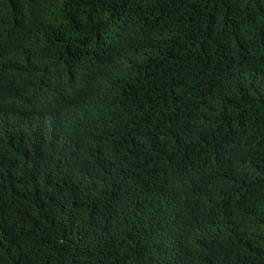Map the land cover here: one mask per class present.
<instances>
[{
    "label": "trees",
    "instance_id": "1",
    "mask_svg": "<svg viewBox=\"0 0 264 264\" xmlns=\"http://www.w3.org/2000/svg\"><path fill=\"white\" fill-rule=\"evenodd\" d=\"M0 264H264V0H0Z\"/></svg>",
    "mask_w": 264,
    "mask_h": 264
}]
</instances>
